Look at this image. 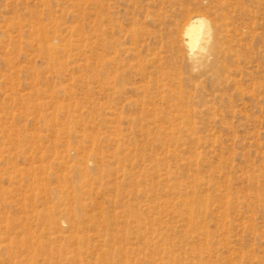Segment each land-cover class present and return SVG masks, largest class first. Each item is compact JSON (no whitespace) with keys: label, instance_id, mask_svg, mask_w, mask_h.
I'll use <instances>...</instances> for the list:
<instances>
[{"label":"rangeland","instance_id":"374dc122","mask_svg":"<svg viewBox=\"0 0 264 264\" xmlns=\"http://www.w3.org/2000/svg\"><path fill=\"white\" fill-rule=\"evenodd\" d=\"M0 264H264V0H0Z\"/></svg>","mask_w":264,"mask_h":264},{"label":"clouds","instance_id":"9594fccd","mask_svg":"<svg viewBox=\"0 0 264 264\" xmlns=\"http://www.w3.org/2000/svg\"><path fill=\"white\" fill-rule=\"evenodd\" d=\"M180 38L192 72H198L212 42L211 21L205 16L189 18L182 26Z\"/></svg>","mask_w":264,"mask_h":264},{"label":"bare ground","instance_id":"6f19581e","mask_svg":"<svg viewBox=\"0 0 264 264\" xmlns=\"http://www.w3.org/2000/svg\"><path fill=\"white\" fill-rule=\"evenodd\" d=\"M193 16H202V15H199V14H193V15H190V16L186 19V21H187L189 18L193 17ZM186 21H185V22H186ZM184 24H185V23H184ZM211 27H212V26H211ZM212 33H213V28H212ZM209 47H211L213 50H216V48H215L214 46H209ZM183 200H184V199H183ZM183 200H182V201H183ZM186 201L188 202V200H186ZM183 202H184V201H183ZM186 204H187V203H186ZM186 204H185V205H186ZM187 206H188V205H187ZM188 209H189V208H188ZM189 210H190V209H189ZM188 212H190V211H188ZM193 213H194V212H193ZM190 214H191V212H190ZM188 216H189L190 218H192V214H191V215L188 214ZM189 217H188V218H189ZM193 219H194V218H193ZM190 220H191V219H190ZM14 240H15V239H13V242H15ZM16 241H18V240H16ZM13 242H12V243H13ZM21 242H22V241H21ZM18 243H19V242H18ZM18 243H17V244H18ZM23 244H24V243H23Z\"/></svg>","mask_w":264,"mask_h":264}]
</instances>
